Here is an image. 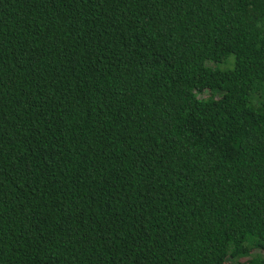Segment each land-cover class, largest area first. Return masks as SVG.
I'll return each instance as SVG.
<instances>
[{"label":"trees","instance_id":"1","mask_svg":"<svg viewBox=\"0 0 264 264\" xmlns=\"http://www.w3.org/2000/svg\"><path fill=\"white\" fill-rule=\"evenodd\" d=\"M0 264H264V0H0Z\"/></svg>","mask_w":264,"mask_h":264}]
</instances>
